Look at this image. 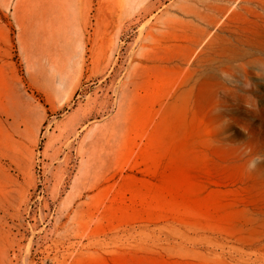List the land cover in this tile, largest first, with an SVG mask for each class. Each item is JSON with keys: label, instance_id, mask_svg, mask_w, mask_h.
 <instances>
[{"label": "rangeland", "instance_id": "374dc122", "mask_svg": "<svg viewBox=\"0 0 264 264\" xmlns=\"http://www.w3.org/2000/svg\"><path fill=\"white\" fill-rule=\"evenodd\" d=\"M0 264H264V0H0Z\"/></svg>", "mask_w": 264, "mask_h": 264}]
</instances>
